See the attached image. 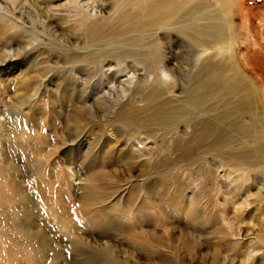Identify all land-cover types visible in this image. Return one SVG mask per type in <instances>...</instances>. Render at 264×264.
I'll list each match as a JSON object with an SVG mask.
<instances>
[{
    "label": "rangeland",
    "instance_id": "obj_1",
    "mask_svg": "<svg viewBox=\"0 0 264 264\" xmlns=\"http://www.w3.org/2000/svg\"><path fill=\"white\" fill-rule=\"evenodd\" d=\"M128 1H0V264H264V0H232L252 114Z\"/></svg>",
    "mask_w": 264,
    "mask_h": 264
},
{
    "label": "bare ground",
    "instance_id": "obj_2",
    "mask_svg": "<svg viewBox=\"0 0 264 264\" xmlns=\"http://www.w3.org/2000/svg\"><path fill=\"white\" fill-rule=\"evenodd\" d=\"M0 1H2V0H0ZM12 3L14 4L15 2H12ZM31 3L35 7H37L35 1H32ZM126 4H128V7L130 9L134 8V10H132L131 13L126 14V15L122 14L123 17L125 18V21L139 16V18L137 19V25L138 26L141 25L143 27L146 26V27H157V28H164L165 27V29L166 28L173 29L172 26L175 24H179L177 26H182V27L183 26L186 27V25H187L186 28L189 29L191 31V33L189 31H186V30H184V32H186V34H187L186 36H188L193 41L192 45L194 44L193 46L195 48V50H193L194 56H196V58L208 56V61H205L200 66L201 68H203V71H204L203 74L205 75L206 79L201 84L203 91H201L200 93L197 94L198 100H194L195 103L197 102L198 105L200 103H204L209 97V92H214V91H216V89H219V90H226L227 89V94L229 93V94H231V96L232 95L235 96L238 94V96H236V98H235L236 99L235 101L240 106H242V109H243L242 111L249 112L250 114L253 113L251 110L253 108L256 109V99L253 96L254 90H252L251 87H250L251 89L249 88V84L251 82L249 80H244V78H242L241 71L239 70L236 61H234V58L232 57L233 55L231 53H228L229 47L231 48L230 42L233 39V32H232V30H233V27H232L233 2H232V0H129ZM3 6L5 7V5H3ZM5 8L7 11L14 13V12H12L11 9H8V7H5ZM20 8L21 7L17 8V9L20 10ZM22 12H23V10H22ZM15 13H16V11H15ZM42 13H44V12H42ZM86 13H87V11H86ZM46 17H49L48 14H46ZM22 18L23 17H21L19 15V16H17L16 19L22 21ZM38 21H40V20H38ZM181 21L184 22V24L181 25V23H180ZM22 22L25 23L26 21L23 20ZM39 23H41V22H39ZM48 23L46 25L47 28L53 29L55 27V25H51ZM43 24H45V22ZM39 26H40V24H39ZM36 27H38V26L36 25ZM46 27H45V29H46ZM60 27H63V26L61 25ZM63 28H65V27H63ZM59 31H61V30H59ZM54 32H55V30H54ZM77 32H79V31H77ZM108 33H110V32H108ZM61 35H62V36H60L62 38V39L60 38L61 40H66V39L68 40V38L76 39V36L73 32H67L66 31V36H63V35H65V33L61 34ZM56 36H58V35H56ZM182 37H183V35H182ZM223 49H225V51H223ZM115 52L116 51H114V54H115ZM98 66H100V65H98ZM98 66H97V68H100ZM161 72H162L163 76L166 75V73H165L166 71H164V69ZM155 81L157 82V84H159V83H162V81H164V80L161 81L160 78H158ZM152 93H154V92L152 91ZM107 94H108V92H107ZM152 100H153V98H152ZM189 104L192 105V102ZM169 113H170V111H169ZM258 114L254 113V119L252 120V122H253L252 129L255 130L254 129L255 127H257V128L259 127L258 128L259 130L258 129L255 130V134L257 133L258 140L260 139V141H262L263 136H264V131H263L264 128L261 127L258 123V117H257ZM236 125H238V124L236 123ZM245 127H247V126H245ZM253 134L254 133H252V135ZM258 140H256L254 138L252 140V142L250 141V145L252 146L251 147V149H252L251 153H252V155L253 154L256 155V159L259 158L260 155H262L261 157H263V152H264V145H263V143H261ZM252 157H250V159H252ZM253 159H254V157H253ZM251 162H252V160H251ZM253 162H255V164H256L255 160H253ZM256 167H257V165H256ZM261 168L259 167V169H261ZM249 170H251V169H249ZM245 178H247V177H245Z\"/></svg>",
    "mask_w": 264,
    "mask_h": 264
}]
</instances>
